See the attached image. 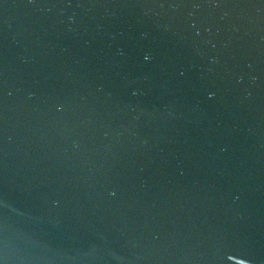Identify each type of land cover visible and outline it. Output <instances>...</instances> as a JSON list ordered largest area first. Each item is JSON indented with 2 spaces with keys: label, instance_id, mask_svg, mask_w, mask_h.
I'll list each match as a JSON object with an SVG mask.
<instances>
[{
  "label": "water",
  "instance_id": "water-1",
  "mask_svg": "<svg viewBox=\"0 0 264 264\" xmlns=\"http://www.w3.org/2000/svg\"><path fill=\"white\" fill-rule=\"evenodd\" d=\"M0 264H264V0H0Z\"/></svg>",
  "mask_w": 264,
  "mask_h": 264
}]
</instances>
